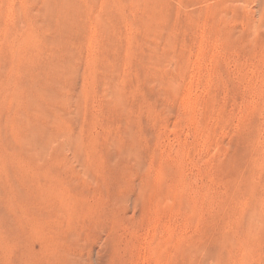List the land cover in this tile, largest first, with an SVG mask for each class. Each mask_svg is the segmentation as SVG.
Segmentation results:
<instances>
[{"label":"rangeland","instance_id":"374dc122","mask_svg":"<svg viewBox=\"0 0 264 264\" xmlns=\"http://www.w3.org/2000/svg\"><path fill=\"white\" fill-rule=\"evenodd\" d=\"M0 264H264V0H0Z\"/></svg>","mask_w":264,"mask_h":264}]
</instances>
